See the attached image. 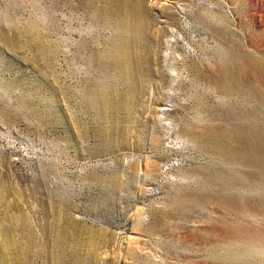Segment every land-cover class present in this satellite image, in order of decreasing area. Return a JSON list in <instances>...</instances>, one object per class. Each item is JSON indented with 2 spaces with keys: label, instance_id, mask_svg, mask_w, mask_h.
<instances>
[{
  "label": "rangeland",
  "instance_id": "obj_1",
  "mask_svg": "<svg viewBox=\"0 0 264 264\" xmlns=\"http://www.w3.org/2000/svg\"><path fill=\"white\" fill-rule=\"evenodd\" d=\"M0 264H264V0H0Z\"/></svg>",
  "mask_w": 264,
  "mask_h": 264
},
{
  "label": "bare ground",
  "instance_id": "obj_2",
  "mask_svg": "<svg viewBox=\"0 0 264 264\" xmlns=\"http://www.w3.org/2000/svg\"><path fill=\"white\" fill-rule=\"evenodd\" d=\"M128 60H127V58L124 56V63L126 64V62H127ZM225 138V137H224ZM239 156V155H238Z\"/></svg>",
  "mask_w": 264,
  "mask_h": 264
}]
</instances>
